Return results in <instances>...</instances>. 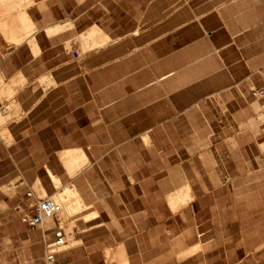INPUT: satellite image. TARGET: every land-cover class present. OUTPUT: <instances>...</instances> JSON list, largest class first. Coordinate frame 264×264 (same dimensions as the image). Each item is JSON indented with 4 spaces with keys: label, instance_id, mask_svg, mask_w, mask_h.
<instances>
[{
    "label": "crops",
    "instance_id": "obj_1",
    "mask_svg": "<svg viewBox=\"0 0 264 264\" xmlns=\"http://www.w3.org/2000/svg\"><path fill=\"white\" fill-rule=\"evenodd\" d=\"M0 64V169L17 172L0 185L18 199L19 227L53 239L62 222L75 221L74 241L60 251L67 264L82 249L104 262L112 251V264H159L151 254L158 222L144 227L157 213L143 206L144 186L160 184L159 175L143 171H183L172 184L188 188L186 205L170 216L197 218L193 203L207 193L195 190L205 180L185 173L196 156L191 112L203 115L208 96L237 104L264 86V0H0ZM82 176L93 194L86 212L55 210L38 226L21 220L31 190L19 198L18 186L42 187L38 199L70 190V202L83 201ZM193 223L203 236L204 225ZM58 254L46 256L49 264Z\"/></svg>",
    "mask_w": 264,
    "mask_h": 264
},
{
    "label": "rangeland",
    "instance_id": "obj_2",
    "mask_svg": "<svg viewBox=\"0 0 264 264\" xmlns=\"http://www.w3.org/2000/svg\"><path fill=\"white\" fill-rule=\"evenodd\" d=\"M251 95L244 101L239 99L237 104L228 95H211L201 105L203 115L192 109L189 130L185 126L184 133L187 135L188 130L189 144L196 156L192 169L185 173L197 183L199 179L205 180V185L196 184L195 190L201 195L207 193L205 198L193 203L196 219L170 216L171 210L186 205L175 202L172 206L168 200L178 189L172 181L181 182L183 171H143L146 177L155 172L159 175L160 184L144 186L147 197L143 203L144 208L157 213V217L144 219V227L158 222L151 254H159V264H264V102ZM7 173L12 176L17 172L0 169V176L3 175L0 182L9 180ZM30 173L33 182L36 171ZM11 182L20 184L21 175L13 176ZM34 186L35 183L18 186L19 198L29 189L33 193L31 202L36 203L45 194L35 193ZM78 186L83 201L75 198L70 202L75 194L70 190L62 194L71 204L69 214L86 212V199L93 195L86 176H82ZM12 198L9 189L0 185V264H49L46 245L52 241V234L46 233L44 238L37 230L22 224L19 227L18 214L12 206L18 199ZM114 204L108 202L105 206L114 209ZM56 212L64 214L60 209ZM194 220L204 225L203 236L191 228ZM61 225L66 231L67 244L73 243L72 226L76 222H62ZM204 242L208 244L206 247L202 246ZM200 249L198 257L182 261ZM60 253L58 260L51 264H67L69 259ZM106 255L104 262L101 255H90L82 249L72 258L74 264L114 263V253L106 251Z\"/></svg>",
    "mask_w": 264,
    "mask_h": 264
},
{
    "label": "built area",
    "instance_id": "obj_3",
    "mask_svg": "<svg viewBox=\"0 0 264 264\" xmlns=\"http://www.w3.org/2000/svg\"><path fill=\"white\" fill-rule=\"evenodd\" d=\"M1 75V64H0ZM252 95L255 99L264 102V86L255 87L252 89ZM32 191L27 192V197H32ZM14 209L19 210L20 205L14 206ZM55 213V206L51 199H38L36 203L29 204V211L23 213L21 220L31 226H38L43 222V216L51 217ZM67 244L66 234L63 228L58 227L54 230V238L47 244V259L53 261L60 250Z\"/></svg>",
    "mask_w": 264,
    "mask_h": 264
},
{
    "label": "bare ground",
    "instance_id": "obj_4",
    "mask_svg": "<svg viewBox=\"0 0 264 264\" xmlns=\"http://www.w3.org/2000/svg\"><path fill=\"white\" fill-rule=\"evenodd\" d=\"M1 79V77H0ZM50 173V176L53 180L54 183H58V178L52 174L51 172ZM39 192H42L43 194L45 193V190L42 188V187H39ZM177 195V198L179 200L180 203L184 202V199L188 196V188H185V189H180L176 192ZM54 200V206H55V210H61V212H63L64 214H68L71 210V204H69L68 202V198L65 197V195H62L61 193L60 194H56V195H53V199ZM79 204V202H78ZM49 218L48 216H43V222L45 221V219ZM47 225H52V221L51 219L48 220V224ZM67 245L66 244L61 250H65L67 248ZM60 250V251H61Z\"/></svg>",
    "mask_w": 264,
    "mask_h": 264
}]
</instances>
